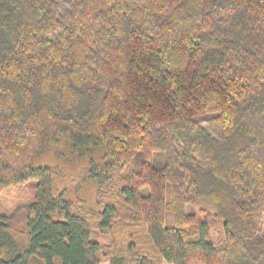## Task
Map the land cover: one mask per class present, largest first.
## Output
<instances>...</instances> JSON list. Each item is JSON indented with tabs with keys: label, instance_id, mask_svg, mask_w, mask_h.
<instances>
[{
	"label": "trees",
	"instance_id": "obj_1",
	"mask_svg": "<svg viewBox=\"0 0 264 264\" xmlns=\"http://www.w3.org/2000/svg\"><path fill=\"white\" fill-rule=\"evenodd\" d=\"M26 181L0 264H264V0H0V190Z\"/></svg>",
	"mask_w": 264,
	"mask_h": 264
},
{
	"label": "rangeland",
	"instance_id": "obj_2",
	"mask_svg": "<svg viewBox=\"0 0 264 264\" xmlns=\"http://www.w3.org/2000/svg\"><path fill=\"white\" fill-rule=\"evenodd\" d=\"M78 167L72 168V172H75V178L77 176ZM126 173V172H124ZM72 188L70 189V196L75 199L76 208L82 213H86L89 207L93 209L90 214H97L101 209V203L103 197L99 195L100 186L91 182H84L79 185V179H74L70 183ZM110 191L103 187V194L107 198ZM34 199L33 181H26L20 184H11L0 190V213L10 214L19 209L20 205ZM201 205H196L195 209H199ZM212 235L215 237V231H212ZM97 239L103 243L110 241L109 237L96 234ZM213 237V238H214ZM106 258H101L99 264H106Z\"/></svg>",
	"mask_w": 264,
	"mask_h": 264
}]
</instances>
